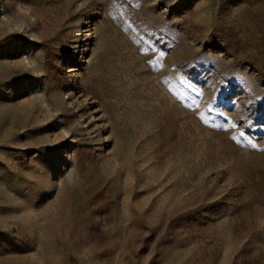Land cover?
Masks as SVG:
<instances>
[{
	"label": "rangeland",
	"instance_id": "1",
	"mask_svg": "<svg viewBox=\"0 0 264 264\" xmlns=\"http://www.w3.org/2000/svg\"><path fill=\"white\" fill-rule=\"evenodd\" d=\"M0 264H264V0H0Z\"/></svg>",
	"mask_w": 264,
	"mask_h": 264
}]
</instances>
